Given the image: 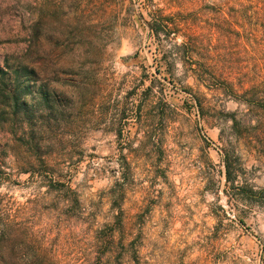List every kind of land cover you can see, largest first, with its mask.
Returning <instances> with one entry per match:
<instances>
[{"label": "rangeland", "instance_id": "obj_1", "mask_svg": "<svg viewBox=\"0 0 264 264\" xmlns=\"http://www.w3.org/2000/svg\"><path fill=\"white\" fill-rule=\"evenodd\" d=\"M247 5L0 0V64L52 91L0 112V264H264V202L237 200L264 197V106L214 80L264 75Z\"/></svg>", "mask_w": 264, "mask_h": 264}, {"label": "trees", "instance_id": "obj_2", "mask_svg": "<svg viewBox=\"0 0 264 264\" xmlns=\"http://www.w3.org/2000/svg\"><path fill=\"white\" fill-rule=\"evenodd\" d=\"M246 1L248 2L247 6L250 9L249 11H252V13L254 14H261V12L264 14V0ZM166 28L168 32H171V30L173 31L175 27L174 24L170 22L166 24ZM151 29L155 33L158 32L157 27L152 26ZM252 34L253 33H251V35ZM35 76L36 72L25 65L17 66L12 73L7 65L0 64V112H4L5 107L9 106L11 108V113L14 119H18L20 121L22 120V116L26 114L28 116L24 118L27 121L33 116V111L31 108L34 105H39L41 101L44 103L46 102L49 105L52 98V91L49 89H44L43 87H36V83L33 79ZM199 79L201 80L203 78L200 77ZM214 80L218 82L216 84H220L228 88V91L231 95H234V97H237L242 101L250 103L252 105L264 106V75L246 77L243 81L239 80L237 83L238 87H236L237 84H235L231 79L227 77H218L214 78ZM23 95L30 96L32 103L30 99H26V97H23ZM232 120L234 122L233 127L238 129L239 126L235 117H232ZM27 123L31 124V121H28ZM39 145L40 144H38V149ZM41 159L42 163H46L47 157H41ZM223 161L225 166L226 181L231 183L232 188L237 191L236 194H247L244 193L246 191H242V188L244 187H241L240 185L234 186V182L236 179L234 175L235 169L233 168V163L229 157V153L226 150H224ZM52 184L63 187L65 186L64 183H61L60 181H56ZM257 194L258 193H250V196L243 195L244 197H241L237 200L243 199L246 201L254 198L255 201H257L258 204L261 205L264 202L261 201V199H264V197L256 196ZM119 223L120 222L118 221V224ZM116 230L117 229H115V227H112L110 229V233L106 237L108 246H110L111 244H117L114 240ZM4 234L5 229L2 228L0 230V235L3 236ZM118 243L123 248L125 244L124 240L121 239L118 241Z\"/></svg>", "mask_w": 264, "mask_h": 264}]
</instances>
